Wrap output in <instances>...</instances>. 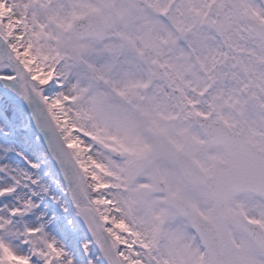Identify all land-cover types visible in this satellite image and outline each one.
Returning <instances> with one entry per match:
<instances>
[{
    "label": "snow or ice",
    "instance_id": "obj_1",
    "mask_svg": "<svg viewBox=\"0 0 264 264\" xmlns=\"http://www.w3.org/2000/svg\"><path fill=\"white\" fill-rule=\"evenodd\" d=\"M0 264H264V0H0Z\"/></svg>",
    "mask_w": 264,
    "mask_h": 264
}]
</instances>
